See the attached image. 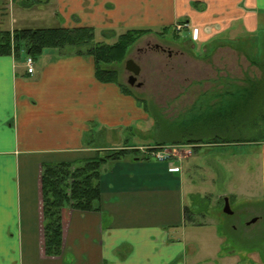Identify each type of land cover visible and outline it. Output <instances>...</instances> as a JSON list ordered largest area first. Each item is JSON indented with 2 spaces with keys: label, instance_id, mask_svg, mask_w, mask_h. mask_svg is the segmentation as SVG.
I'll return each instance as SVG.
<instances>
[{
  "label": "crops",
  "instance_id": "0c3cea01",
  "mask_svg": "<svg viewBox=\"0 0 264 264\" xmlns=\"http://www.w3.org/2000/svg\"><path fill=\"white\" fill-rule=\"evenodd\" d=\"M36 5L41 14L58 19L55 27H90L99 34L157 30L181 21L188 25V37L197 29L202 45L264 34V0H46ZM18 10L21 23L28 8ZM8 25L4 30L21 29L14 17ZM48 50L34 59L32 74L27 73L23 54L17 59L0 56V264H186L182 258L186 245L177 229L171 233L159 224H117L118 219H131L128 208L116 209L118 200L127 206L154 198L172 206L185 185L187 178L177 176L182 166L143 155L115 162L101 175L98 211L62 209V254L45 256L41 165L78 161L98 150L114 149L95 145L103 129L109 139L120 140L124 132L144 127L148 118L133 96L116 84L97 80L92 57ZM112 129L117 130L115 135ZM261 144L264 194V140ZM146 148H138L144 156ZM67 251L73 254L72 262ZM246 253L247 264L259 261ZM240 260L234 258L237 264Z\"/></svg>",
  "mask_w": 264,
  "mask_h": 264
},
{
  "label": "rangeland",
  "instance_id": "374dc122",
  "mask_svg": "<svg viewBox=\"0 0 264 264\" xmlns=\"http://www.w3.org/2000/svg\"><path fill=\"white\" fill-rule=\"evenodd\" d=\"M28 4V1L23 0H0V30L8 28V21L13 17L16 27L20 28L57 26V18L41 14L39 11L42 9L36 4ZM23 6H27L28 11L22 16L23 22L19 23L18 9ZM45 9L47 11L49 7ZM184 29L176 32V35L171 30L162 37L144 35L128 50L121 64L109 65V68L118 71V83L131 90L144 113L147 111L148 118L144 121V127L124 132L120 140H116L115 136L109 139V132L103 129L95 145L102 148L114 146L115 149L127 145L148 148L156 142L180 140L179 134L163 132L168 122L181 117L179 121L182 126L189 124L192 130L199 132L204 123L208 124L211 116L223 115L224 110L229 108L228 97L223 95L221 99H213L215 94L222 93L231 85L247 86L248 79L264 82V40H261L264 37L239 40L237 36H231V40L222 38L202 45L197 42V29H193L189 37L186 33L188 28ZM106 34L109 35V32ZM116 36L115 31L107 42H114ZM95 41L105 40L101 39V33L95 32ZM70 49L73 48L61 52ZM128 59L140 67L137 77L140 87L127 83L129 73L124 63ZM251 103L250 110L233 123L228 122L221 127L210 125V128L203 132L200 130L194 136L205 141L219 136L220 141L231 139L238 141V144H201L195 152L185 144L165 145L164 150L170 154L169 162L177 163V166L184 169L177 175L182 181L187 178L184 187L178 191L176 200H172V206L154 198L134 204L126 203L128 207L123 205V200H118L116 209L122 211L128 208L127 213L131 216L127 222L118 219V226L153 223L171 233L177 229L178 236L186 245L182 257L186 264H237L234 258L241 259L240 264H247L250 259L246 256L249 261L246 260L243 255L246 252L253 255V260H259L256 264H264V194L261 171L264 98L258 94ZM190 108H193L191 113L184 115ZM156 123L160 125V131L155 130ZM111 133L115 135L117 130L112 129ZM254 139L257 141H250ZM101 153L104 155L106 152ZM129 160L130 157H125L122 161ZM113 165L112 162L104 164L101 167L102 174L111 170ZM224 198H228L232 212L230 215L222 211ZM185 207L192 210V223L184 219ZM256 216L259 221L250 223ZM169 224L173 226H167ZM65 256L71 262L74 259L71 251Z\"/></svg>",
  "mask_w": 264,
  "mask_h": 264
},
{
  "label": "trees",
  "instance_id": "16d2710c",
  "mask_svg": "<svg viewBox=\"0 0 264 264\" xmlns=\"http://www.w3.org/2000/svg\"><path fill=\"white\" fill-rule=\"evenodd\" d=\"M31 4L45 3L46 0H23ZM27 7V6H26ZM180 23H184L181 21ZM128 29L116 36L115 41L108 43L114 31L106 30L101 32L105 41H95V30L90 27H47V28H21L0 30V56H13L19 58L22 54L33 59L39 57L45 49H56L62 51L66 48L74 51L76 55L92 57L95 64V75L98 81L103 83L116 84L126 95L133 96L130 89L118 83V71L109 68V65L121 64L128 53V50L144 35L154 34L162 37L168 31L176 35L174 26H166L159 29ZM109 32V35L106 34ZM107 35V36H106ZM264 37V34L263 36ZM262 41L264 40L261 39ZM264 50V42L262 43ZM106 66V67H105ZM247 86L235 87L229 85L222 93L215 94L216 99H221L226 95L229 100V108L224 110V114L211 116L208 124L204 123L198 130L203 132L211 126H223L228 122H234L241 118L245 112L250 110L252 101L258 94L264 98V82L248 79ZM138 102V101H137ZM139 103V102H138ZM143 107V106H142ZM144 108V107H143ZM193 108L185 113L189 115ZM146 111V109L144 108ZM147 113V111H146ZM184 115H181L182 117ZM181 118V117H180ZM179 119L168 122L163 132L178 135L180 140L168 142L167 140L156 142L154 146L146 148L147 156H144L138 148H119L98 150L91 157L83 158L78 161H62L57 163H44L41 165L40 174L41 188V221L43 250L45 256L58 257L62 254V217L61 211L64 208L79 212L98 211L95 203L101 200L100 178L102 175L101 167L106 163L122 161L125 157L154 159L150 153L164 149L167 144H185L192 147V151H197L201 144L204 145H230L238 144L236 140L220 141L219 136H215L209 141L194 137L199 133L192 130L189 124L184 127ZM261 118H263L261 116ZM156 131H160V125L156 123ZM256 142L257 140H250ZM101 152H106L101 155ZM149 155V157H148ZM155 160V159H154ZM169 161V158L167 159ZM192 210L184 208V219L192 223L190 216Z\"/></svg>",
  "mask_w": 264,
  "mask_h": 264
},
{
  "label": "water",
  "instance_id": "95a60500",
  "mask_svg": "<svg viewBox=\"0 0 264 264\" xmlns=\"http://www.w3.org/2000/svg\"><path fill=\"white\" fill-rule=\"evenodd\" d=\"M124 68L129 73L127 83L130 86L140 87L141 84L137 83V77L140 74V67L133 60L128 59L124 63ZM223 201H224V206L222 209L223 213L228 214V215L232 214L229 208L228 198H224ZM254 222H255V219L251 221V223H254Z\"/></svg>",
  "mask_w": 264,
  "mask_h": 264
},
{
  "label": "built area",
  "instance_id": "2783aa9c",
  "mask_svg": "<svg viewBox=\"0 0 264 264\" xmlns=\"http://www.w3.org/2000/svg\"><path fill=\"white\" fill-rule=\"evenodd\" d=\"M188 26L185 24V23H176L174 25V29L176 32H180L181 30H183L184 28H187ZM24 63H25V66L27 68V73L29 74H32L34 72V59L30 56H26L25 59H24ZM152 155V157L159 161V162H163V161H166L170 154L167 153L166 150H160V151H154L152 153H150Z\"/></svg>",
  "mask_w": 264,
  "mask_h": 264
}]
</instances>
